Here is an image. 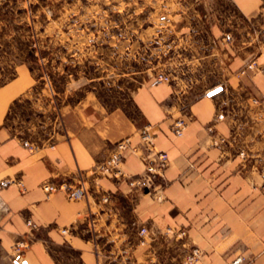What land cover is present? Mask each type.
Segmentation results:
<instances>
[{
  "label": "crops",
  "instance_id": "obj_1",
  "mask_svg": "<svg viewBox=\"0 0 264 264\" xmlns=\"http://www.w3.org/2000/svg\"><path fill=\"white\" fill-rule=\"evenodd\" d=\"M196 1L206 5L195 7ZM196 1L175 4L172 28L186 35L206 28L225 77L215 96L205 91L181 104L172 81L145 83L129 105L114 108L87 95L59 107V132L37 142L20 135L18 118L10 119L15 104L32 97L31 69L18 64L0 84V182L24 184V190L0 186V264H184L193 248L201 251L197 264L237 256L264 264V50L253 49L251 33L261 0H229L235 14L214 0ZM235 32L245 34L236 46ZM177 117L187 121L180 136L171 132ZM146 125L155 150L168 154L165 179L155 182L159 196L128 178L91 175L119 140L138 144ZM220 137L225 141L213 144ZM124 157L123 172L143 176L139 156ZM79 174L86 198L47 196L41 188L46 181L75 184Z\"/></svg>",
  "mask_w": 264,
  "mask_h": 264
},
{
  "label": "rangeland",
  "instance_id": "obj_2",
  "mask_svg": "<svg viewBox=\"0 0 264 264\" xmlns=\"http://www.w3.org/2000/svg\"><path fill=\"white\" fill-rule=\"evenodd\" d=\"M190 1L196 0H0V84L23 62L36 80L32 97L17 102L10 114L18 118L20 135L51 141L59 132V107L87 95L108 108L129 105L133 93L156 82L159 73L172 78L181 104L205 91L217 95L225 77L206 28L189 35L172 28L175 4ZM211 4L235 14L229 0ZM254 24L253 49L261 52L264 0ZM243 35L235 32L234 46Z\"/></svg>",
  "mask_w": 264,
  "mask_h": 264
},
{
  "label": "built area",
  "instance_id": "obj_3",
  "mask_svg": "<svg viewBox=\"0 0 264 264\" xmlns=\"http://www.w3.org/2000/svg\"><path fill=\"white\" fill-rule=\"evenodd\" d=\"M227 39H230V36H226ZM249 66H256V63L253 61ZM264 70V67L260 68ZM156 82H170V76L164 73H159L156 76ZM187 125L186 119L183 117H177L171 124V132L175 136L182 135L185 127ZM151 127L149 125L144 126L139 130V143L136 145L132 144L131 137H126L119 140L115 144L114 150L100 163L95 164L89 172L91 175L97 176H106L112 179H122L128 178L131 179L137 187L148 190L151 194L159 196L160 189L155 188V182L157 180H164V171L168 166V154L162 150H155L153 147V137L150 131ZM225 141L223 137L218 139H213V144L218 145ZM26 146H32L27 141L23 142ZM131 152L137 154L140 160L144 164V174L137 178L132 179L131 175H126L122 170V163L124 161L125 152ZM78 180L75 184L69 183L67 181L61 182H52L46 181L41 184V188L44 190L47 196L55 192H63L67 198L77 200L87 197V188L85 184V177L82 174H79ZM17 184L21 190H24V184L21 179H4L1 180L0 186L6 187L9 184ZM27 223L30 224V220H27ZM146 231L144 227H141L139 230L140 234H143ZM26 244L23 242L16 247V251H19V248L25 247ZM201 257V251L198 248H193L190 254L185 258L184 264H197L199 258ZM226 264H244V257L237 256L230 262Z\"/></svg>",
  "mask_w": 264,
  "mask_h": 264
},
{
  "label": "water",
  "instance_id": "obj_4",
  "mask_svg": "<svg viewBox=\"0 0 264 264\" xmlns=\"http://www.w3.org/2000/svg\"><path fill=\"white\" fill-rule=\"evenodd\" d=\"M22 264H26V263H22Z\"/></svg>",
  "mask_w": 264,
  "mask_h": 264
}]
</instances>
